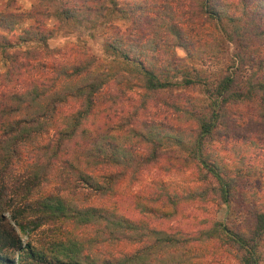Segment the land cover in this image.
Masks as SVG:
<instances>
[{"label":"trees","instance_id":"1","mask_svg":"<svg viewBox=\"0 0 264 264\" xmlns=\"http://www.w3.org/2000/svg\"><path fill=\"white\" fill-rule=\"evenodd\" d=\"M13 3L0 4V58L7 61L0 72V264H201L194 259L203 257L198 246L205 242L219 243L237 264H264V161L241 226L213 221L193 233L165 230L89 200L109 196L120 179H135L162 155L178 169L191 167L198 183L181 195L160 189L154 200L171 209L161 215L181 199H212L224 208L237 199L239 178L264 153V0ZM77 27L100 29V56L67 60L47 45ZM226 44L233 51L218 66ZM132 87L143 96L197 87L201 98L168 103L174 122L137 120L142 100L94 126L91 117L114 108ZM220 137L254 147L250 161H224L212 145ZM118 242L137 246L109 255L94 250Z\"/></svg>","mask_w":264,"mask_h":264},{"label":"rangeland","instance_id":"2","mask_svg":"<svg viewBox=\"0 0 264 264\" xmlns=\"http://www.w3.org/2000/svg\"><path fill=\"white\" fill-rule=\"evenodd\" d=\"M5 1L6 0H0V4ZM13 1V5L21 9H27L34 2V0ZM51 24L52 21L47 22V26ZM99 30L100 29L97 31H89L85 28L77 27L68 33L58 32L47 40V45L50 48L59 47L63 51L61 57L67 60L84 54L100 56V43L102 37L100 36ZM232 51L230 44L224 45L218 66L228 62ZM174 52L177 56H184V51L179 47H175ZM5 65H7V61L3 63L0 58V72L5 68ZM24 76L25 75L22 74L19 75L18 78L21 79ZM15 78L16 72L14 70L9 75L10 83L8 84L14 83ZM143 93L144 91L139 87H132L130 90L125 91L122 96L115 99L116 103L114 108L103 113H95L91 117L94 126L107 121V117L110 118V121H113L115 120L116 114L117 116L125 115L134 110L137 120L149 119L162 122H174L172 121L174 119H169V115L172 114V109L168 106V103L176 102L177 104H182L185 103L186 97L193 102H198L201 98V91L197 87L172 88L169 91L164 90L149 93L146 96H143ZM142 100L146 102L145 105L141 108L136 107L131 111L133 106H137ZM177 120L183 121L184 119L179 118ZM236 130L245 132V129L239 126L236 127ZM221 132L223 133L224 130ZM212 145L218 146L217 149L224 161H231V164H235L238 156L243 155L246 157L245 160L248 158L250 161V156L253 153L252 149L254 148H247L246 145L241 144L240 141L232 142L231 139L227 140V142H222V137H220L219 142H213ZM263 158L264 153L260 152L257 157L251 160V167L247 176L239 178L237 184V186L239 185V196L237 199L232 200L227 208L217 204V202L212 199H194L192 201H184L181 199L174 206L175 210L171 215H161V210L165 209L169 212L171 209L154 200L155 195L160 192V189L168 193L181 195L185 193L190 186L193 187L198 183L196 180V172H193L191 167H181L178 169V163L174 160L171 163V161H168L166 155H162L157 163L140 171L135 179H129L127 176L120 179L115 186V191L109 196L98 197L92 200L88 199L94 206L112 210L126 219L142 222L148 226H154L165 230H181L183 232L193 233L199 228L209 226L213 221H222L231 226H241L244 224L245 220H249L250 218V202L253 199L251 190L255 188L257 181L261 177L260 163L264 161ZM236 164L241 166V162H237ZM242 167L245 168L246 164H243ZM147 208L157 209L146 212L145 210ZM75 232L79 236L83 235L89 237L90 235V232L86 230H81V232L77 230ZM136 246L137 244L133 243L118 242L112 245H98L94 250L100 255H109L132 251ZM198 247V251L201 250L203 257L199 261H197L198 258L194 259L197 263L237 264L236 258L217 242H205Z\"/></svg>","mask_w":264,"mask_h":264}]
</instances>
